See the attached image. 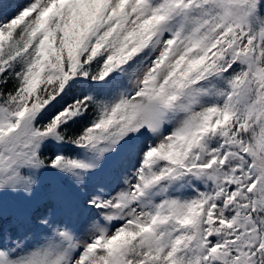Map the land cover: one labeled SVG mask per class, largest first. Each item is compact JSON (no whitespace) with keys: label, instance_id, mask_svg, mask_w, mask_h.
Returning <instances> with one entry per match:
<instances>
[{"label":"snow or ice","instance_id":"snow-or-ice-1","mask_svg":"<svg viewBox=\"0 0 264 264\" xmlns=\"http://www.w3.org/2000/svg\"><path fill=\"white\" fill-rule=\"evenodd\" d=\"M0 264H264V0H0Z\"/></svg>","mask_w":264,"mask_h":264},{"label":"rangeland","instance_id":"rangeland-1","mask_svg":"<svg viewBox=\"0 0 264 264\" xmlns=\"http://www.w3.org/2000/svg\"><path fill=\"white\" fill-rule=\"evenodd\" d=\"M66 188V182L60 181L55 177L45 176L41 178L40 188L31 202L19 198H16L15 200L9 198L7 201V207L10 213L27 211L46 200L52 192L66 190Z\"/></svg>","mask_w":264,"mask_h":264}]
</instances>
